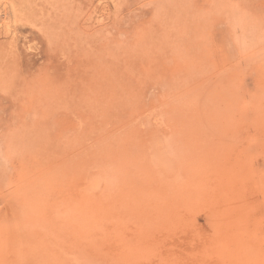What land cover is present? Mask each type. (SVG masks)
<instances>
[{"label": "rangeland", "instance_id": "rangeland-1", "mask_svg": "<svg viewBox=\"0 0 264 264\" xmlns=\"http://www.w3.org/2000/svg\"><path fill=\"white\" fill-rule=\"evenodd\" d=\"M0 264H264V0H0Z\"/></svg>", "mask_w": 264, "mask_h": 264}, {"label": "bare ground", "instance_id": "bare-ground-1", "mask_svg": "<svg viewBox=\"0 0 264 264\" xmlns=\"http://www.w3.org/2000/svg\"><path fill=\"white\" fill-rule=\"evenodd\" d=\"M5 15V14H4ZM164 153V152H163ZM98 182V181H97Z\"/></svg>", "mask_w": 264, "mask_h": 264}]
</instances>
